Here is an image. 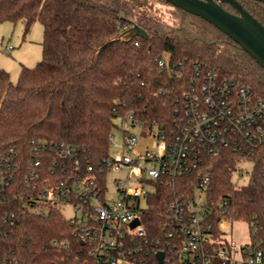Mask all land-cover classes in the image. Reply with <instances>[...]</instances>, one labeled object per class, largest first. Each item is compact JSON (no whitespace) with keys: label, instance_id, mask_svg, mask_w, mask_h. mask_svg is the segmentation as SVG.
I'll return each instance as SVG.
<instances>
[{"label":"trees","instance_id":"1","mask_svg":"<svg viewBox=\"0 0 264 264\" xmlns=\"http://www.w3.org/2000/svg\"><path fill=\"white\" fill-rule=\"evenodd\" d=\"M238 1L264 25V0ZM223 6L235 12L231 4ZM37 20L44 25L42 59L34 67L22 65L17 82L0 67V153L18 152L19 182L36 158L44 161V176L61 174L57 167L51 172L55 160L63 161L56 145L74 147L84 172L89 165L104 167L112 149L110 136L120 128L118 118L140 122L144 131L157 125L170 132L180 115L188 75L176 77L160 65L161 59L170 66L184 61L186 68L203 63L264 98V68L212 23L167 0H0V22L22 21L29 31ZM135 24L146 30V38L126 36ZM47 144L53 148L42 150L40 145ZM65 163L76 170L71 159ZM211 164L208 203L229 200L226 217L250 225L256 221L258 237L263 236L260 178L236 186L230 153L211 159ZM256 167L262 168L260 162ZM196 183V174L155 182L141 212L151 242L167 238L166 203ZM5 204L4 209L16 214L0 225V253L17 264H70L80 252L73 227L59 209L42 216L22 199L8 198ZM151 259L155 261L154 255Z\"/></svg>","mask_w":264,"mask_h":264},{"label":"built area","instance_id":"2","mask_svg":"<svg viewBox=\"0 0 264 264\" xmlns=\"http://www.w3.org/2000/svg\"><path fill=\"white\" fill-rule=\"evenodd\" d=\"M160 65L168 67L176 77L188 75L180 115L170 132L157 125L144 131L142 123H132L129 118L144 136L154 138L152 147L144 153H133L138 139L127 132L120 148L104 159V167L95 170L89 165L84 172L78 166L74 147L56 145L63 161L55 160L51 172L56 167L63 172L44 176V161L36 158L22 182L18 181L22 169L18 152L11 149L0 153V225L16 214L4 209L6 200L22 199L26 207L42 216L59 209L72 225L81 250L72 256L70 264H159L161 251L164 264H264V235L258 237V223H247L250 241L239 244L230 228L236 221L246 222L226 217L231 210L229 200L219 204L207 201L212 182L211 159L227 153L234 156V172L240 175L246 171L242 164L252 165L246 185L260 178L264 187V98L255 96L247 86L222 78L216 69L200 62L186 68L184 61L170 66L167 59H161ZM110 142L112 146L117 143L114 134ZM40 147L49 151L53 145ZM68 159L78 166L76 170L68 168ZM141 160L150 167L142 166ZM258 162L260 170H256ZM123 167L139 170L135 183L130 176L125 182H116V195L109 196L108 175ZM192 174L197 178L192 190L166 203L167 238L151 242L141 212L155 190V182ZM67 207L76 211L71 218L63 212ZM54 244L69 245L67 241ZM153 255L155 261L151 259ZM17 262L0 253V264Z\"/></svg>","mask_w":264,"mask_h":264},{"label":"rangeland","instance_id":"3","mask_svg":"<svg viewBox=\"0 0 264 264\" xmlns=\"http://www.w3.org/2000/svg\"><path fill=\"white\" fill-rule=\"evenodd\" d=\"M43 40H44V25L40 20L35 21L31 29L26 31L25 24L22 21L14 24L10 21L0 22V67L6 69L14 82H17L20 76L22 65L34 67L43 57ZM12 46V49H8ZM117 123L120 128L113 131L117 143L112 146L111 153L117 151L124 141V130L129 134L135 135L138 142L133 150L135 152L144 153L146 148L152 147L154 138L144 136L138 126H133L129 118H118ZM127 133V134H128ZM144 167L149 168L150 164L141 160ZM246 171L243 175L234 172L233 181L237 184L246 185L250 180V171L252 165L250 163L241 165ZM139 174V170L134 167L132 169L123 167L112 170L108 175V195H116L115 183L125 182L130 176L135 183ZM67 218H71L76 214L72 207H67L63 210ZM234 240L243 244L250 241L249 230L247 223L234 222L230 228Z\"/></svg>","mask_w":264,"mask_h":264},{"label":"water","instance_id":"4","mask_svg":"<svg viewBox=\"0 0 264 264\" xmlns=\"http://www.w3.org/2000/svg\"><path fill=\"white\" fill-rule=\"evenodd\" d=\"M176 7L200 16L230 36L264 68V25L247 11L238 0H167ZM223 3H229L235 12L227 10ZM127 37L141 36L147 32L135 24L128 29ZM138 220L134 222V225ZM159 264H164V252L158 253Z\"/></svg>","mask_w":264,"mask_h":264}]
</instances>
